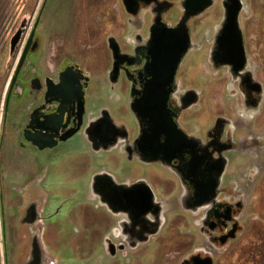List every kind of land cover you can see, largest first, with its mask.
<instances>
[{
  "label": "flooded vegetation",
  "instance_id": "af4514ba",
  "mask_svg": "<svg viewBox=\"0 0 264 264\" xmlns=\"http://www.w3.org/2000/svg\"><path fill=\"white\" fill-rule=\"evenodd\" d=\"M114 1L116 17L107 19L112 30L106 37L104 30L99 36L101 40L104 36L103 44L107 50L106 39L109 35H115L119 42L120 52L116 60L113 59L109 50L108 53L106 52L105 76L110 86L121 84L123 87L125 95L123 105L128 109L133 120L132 133L128 134L123 125H115L107 109H101L86 120L88 88L84 89L83 116L79 108H74L70 90L59 89L53 85L50 90L48 89L51 82H47V79L52 80L53 84H58V75L66 68L70 66L75 69L78 67L84 70V68L71 58L65 56L58 58L53 54H49L42 64V56L38 58V50H32L34 41L40 37L38 33L41 13L39 14V11L42 2L40 4L39 0H10V10L7 8L8 14L0 22L1 168L6 180L9 181L13 178V171L18 177L21 174L24 175L20 177H29L30 170L39 165L41 154L42 156L44 154L45 162L49 161V166L53 165L57 156L54 153L57 149L64 151L67 149V143L71 139L68 135L81 117L88 122L82 134L96 152L109 150L119 145L128 159L136 157L145 165L159 166L163 175L170 174L178 177L183 191L182 195L180 190L184 210L201 211L203 214L199 220L197 218L195 229L183 232L191 245L197 239L198 246L192 251L190 246L191 252L180 259L179 264H196L197 258L208 256L215 258V264H219L218 257L224 254L223 249L231 243L228 239L222 244V240L226 239L225 237L234 228L236 234L244 231L242 220L247 213L242 204L244 191L241 187H237L232 174L227 176L228 170L234 174L233 170L238 169L239 164L231 165L228 162L223 173L217 176V162L230 152L243 153L248 148L254 149L257 153L264 151V131H262L264 129V0H242L246 8L240 12L239 22L243 29L247 62L239 72H234L231 66L221 65L217 55L216 38L224 21V10L229 7L231 0H212L211 6L206 9L207 11L216 7L219 11V21L210 39L205 65L196 66L193 62V65L187 69V73L183 71L182 63L189 53L199 48L195 41L197 36L194 25L198 24L204 14L194 15L186 22L189 45L186 54L178 64L171 84L172 93L168 108L174 114L178 127L188 135V141L195 144L193 150L196 152L195 158H198L197 171L186 169L185 166L190 159V156L186 154H183L181 159L172 160L171 163L159 158H155L156 161H148L141 156L137 151L139 146L136 140L146 132L148 125L146 119L138 114L139 110L137 109L136 112V108L133 111L130 107L150 86L153 70L150 65L154 52L157 50V42L161 40L165 31L178 27L186 8L194 5L187 0H134L133 14L121 20L119 16L123 10L122 3L120 0ZM33 30V42L28 48L15 82L18 93L17 104L13 101L8 102L11 77L18 68ZM80 32L83 35L82 29ZM112 62L116 63L118 71L114 82H110L108 77ZM10 69L13 70L8 76ZM206 100L212 106L218 103L221 107L220 114L213 111L207 116L198 115L201 103ZM49 138L50 142L55 143L54 147L40 149L37 146L36 143H45ZM213 177H217L218 183L214 198L208 204L197 207L194 202L196 184L201 181L207 182ZM92 181L100 201L107 204L106 206L114 215H121V218L116 221L118 227L115 238L112 239L113 242L107 240L108 245L115 244L113 248L115 255L117 253L120 256L131 254L135 257L136 264H142L152 260L153 256L159 257V254H163L156 253L153 249L150 252L155 251V255L149 258L144 255V250L150 246L162 245L159 241L163 234V231H160L162 208L159 212L147 211L139 217L124 212L120 208L121 192L124 188L144 180L134 179L129 183L116 184L111 177L96 174ZM181 229L184 230V227ZM108 249L110 251V248ZM164 249L163 246L160 250Z\"/></svg>",
  "mask_w": 264,
  "mask_h": 264
},
{
  "label": "water",
  "instance_id": "95a60500",
  "mask_svg": "<svg viewBox=\"0 0 264 264\" xmlns=\"http://www.w3.org/2000/svg\"><path fill=\"white\" fill-rule=\"evenodd\" d=\"M80 1L81 0H79V2ZM120 1L122 3L123 10L121 16L119 17L122 20L127 15L133 14L135 1ZM187 1L194 6L186 8L178 27L176 26L175 28H170L168 31H165V33L161 36V40L157 42V50L154 52L153 61L150 65L153 69L151 72L152 78L150 86L146 88L143 96L138 99L136 103H132L130 107L133 111H135L136 108V112L138 109V114L146 119L148 125L146 132L136 140V144L139 146L137 151L141 156L148 161H156V159L159 158L162 161L171 163L172 160L181 159L183 154H186L190 156V159L185 166L186 169L196 170L198 158H195L197 156L195 155L196 152L193 150L195 144H191V142L188 141L189 137L185 131L178 127V123L174 120V114H172V111L168 108V102L172 93L171 84L174 81L178 64L182 57L186 54L189 45L186 22L194 15L202 13L200 15L202 16L204 12H206V9L211 6L212 0ZM46 2L47 0H43L40 7L39 14L41 13V21L45 8L47 9L48 6L50 7V5H54L53 3L50 4L49 0L47 3ZM78 3H76V6ZM76 6L75 10H77ZM244 6L245 3L242 4V0H231L229 7H226L224 10V21L216 38L218 45V62L221 65L231 66L234 72L241 71L247 62L243 44V29L239 22L240 12H242L243 8H246ZM79 12L81 14L87 13L86 10H80L76 12L74 16L78 18V15H80ZM80 27L81 26L77 25V29L75 30L78 31V28ZM108 32L111 31H106V33ZM33 34L34 30L30 34L26 47L24 48L18 68H16L13 76L11 77L7 95L8 102L13 101L17 104L18 93L15 82L19 74L20 66L27 55L28 48L33 42ZM38 34H40V37H37V40L34 41L35 44L32 47V50H38V58L42 56L43 64L47 55L44 56L43 34L41 33V29ZM57 42V44L61 46L67 44L65 39L58 40ZM106 43L113 59L116 60L117 55L120 52V45L117 37L115 35H109L106 39ZM64 48H66V46ZM65 57L71 58L75 62H79V60L72 55H65ZM40 67H42L41 63ZM116 72H118L116 63L112 62V65L108 70L110 82L115 81L117 76ZM90 79L91 76L88 70H82L78 67L75 69L73 66H70L59 73L58 84H53L50 79H47L46 81L51 82V85L48 86L49 90L52 85L53 87L59 89L70 90L72 92L73 106L74 108H79L80 114L83 116L85 110L84 89L88 88ZM214 112L217 114H220L221 112V107L218 103L215 105ZM113 122L115 125L117 124L114 120ZM87 125L88 122L84 121L83 118H78V122L68 135V137H71L70 141L79 133L82 134V131L87 128ZM122 127L126 132H128V129L124 125ZM262 131H264V129H262ZM49 140L50 138L47 139V142L45 143L40 142L36 144L40 149H51L55 146V143L50 142ZM187 149H190V151H187ZM63 151L64 150L57 149L54 154L60 155L58 153ZM45 155L48 156V154ZM43 156L41 154L39 165L35 166L29 177H20L24 174H21L18 177L16 172L13 171V178L8 181L6 180L4 171L1 168L2 152L0 147V243L2 264H60V261L63 262V259L58 258L60 254L58 249L61 243V238L57 234L54 236L50 234L49 238L46 236L48 222L54 215H57L58 210L54 211L56 208H52V202H56L57 200H53L56 195L51 197V185L43 184L48 175V168L46 167L49 166V161L45 162ZM228 162H230L231 165L234 163V165L239 164L240 166L238 169L233 170L235 175L231 170H228L229 174L227 176L232 174V178H235L236 180L237 187H241L244 191L242 204L244 211L248 214L250 210L249 207L252 205V192L256 188L264 171V151L257 153L254 149L248 148L243 153H228L225 158L221 160L219 159L217 162V176H220L219 174L223 173ZM15 169H17V167ZM96 174L102 175L98 172L94 173L87 180L86 188L92 195V199H98L100 201L99 197L95 193L96 188L92 185V180ZM164 177L168 178L163 183V192L160 194L155 191L152 182L148 179H143L144 182L124 188L123 192H121L123 201H121V210L129 212V214L135 217H139L147 211L154 210L155 212H159L160 208H162L160 211V213L162 212V225L160 227V231L164 232V228L169 221L168 218L171 213L179 215L177 216V223L174 226L177 232L187 231L186 228L188 226V222L186 219L189 217L192 218L189 227H192L191 230L195 229V226H197V218L199 220L202 217V212L184 210L181 201V187L178 177L170 174H168V176L165 175ZM14 180H16L17 185H20L19 193H11L9 190L8 186ZM112 180L116 184L120 183L115 181L113 178ZM216 180L217 177H213V179H210L207 182L201 181L196 184L194 202L197 207L208 204L214 198L216 188L218 187ZM244 200L247 201L245 205ZM60 201H63L64 204L68 202L67 200ZM100 205L106 208L107 212L112 215V219L102 217L98 221L100 224L96 227L97 231L99 230L97 237L99 252L97 255H100V257L102 256L105 259L104 264H118L116 259L120 256V254L117 253V255H115V251H113L115 244L111 243L108 245L107 240L113 242L112 239L115 238L116 228L118 227L116 226V221L121 218V215H114L112 210L106 206L107 204H104L101 201ZM249 214L251 215V219L249 221L247 217L242 220L244 231L241 234H236V230L234 228L225 237L226 239L222 240V244H224L225 241L229 239L231 245L229 244L223 249L225 250V252L223 251L224 254L218 257L219 264H224L225 261L227 262L228 255L240 248L237 244H239V241L243 242L242 239L244 234L251 228V223L249 222L258 221L261 217L256 211ZM55 224L56 228L60 229V225L56 222ZM55 224L52 223L54 227ZM182 227H184V230L181 229ZM201 239L204 241L203 236H201ZM196 243H198L197 239L192 243V245L190 243L185 244L182 247L174 245L173 247H176V249L172 251L173 254L170 253L169 255L167 253L161 264H179L180 259L186 257L188 253L198 246ZM190 246H192L191 251ZM233 246L236 248L233 249ZM108 248H110V251H108ZM73 249V252L75 253L76 249ZM87 255L89 254L85 252L84 257H81V260L84 261L83 259H86ZM91 256L92 255L90 254V257ZM171 256H173L174 262L169 260ZM176 256H179L177 262H175ZM215 263L216 260L212 256L197 258L196 261V264Z\"/></svg>",
  "mask_w": 264,
  "mask_h": 264
},
{
  "label": "rangeland",
  "instance_id": "374dc122",
  "mask_svg": "<svg viewBox=\"0 0 264 264\" xmlns=\"http://www.w3.org/2000/svg\"><path fill=\"white\" fill-rule=\"evenodd\" d=\"M42 1L39 0L40 4ZM49 2L54 5L45 8L40 24L43 34L44 56L53 54L58 58L65 55L76 57L91 76L86 94V120L101 109H107L112 119L117 124L124 125L131 134L133 120L130 112L123 105L125 99L123 87L121 84L114 87L110 86L105 76L106 52L108 53V50L103 43L107 33L104 34L103 40L99 36L103 30L105 32L112 30V26L106 19L116 17L113 5L115 1L49 0ZM76 3H78L77 6ZM10 6V0H0V22L8 14ZM75 6L77 10H75ZM80 10H86L87 13L81 14L79 12L81 17L80 15L78 18L75 17L74 14ZM218 21L219 11L213 7L204 13L198 24L194 25L197 36L195 41L199 48L189 53L182 63L183 71L186 73L193 62L196 66L205 65L207 49ZM77 25L81 26L79 31L75 30ZM81 29L83 35L80 32ZM64 39L67 44L62 46L57 44L58 40ZM65 46L66 48H64ZM12 70L10 69L8 76L11 75ZM201 74L203 73L201 72ZM199 109L198 115L207 116V114L213 113L215 105L212 106L206 100L201 103ZM58 154L60 155L56 156L55 163L50 166L47 165L48 175L43 182L44 185H51V197L56 195L53 200H57L52 202V208H56L54 211L58 210L57 215H54L48 222L46 236L49 238L50 234L53 236L57 234L61 238L58 258L63 259V262L60 261V264H104L105 259L97 255L99 252L97 245L99 230L97 231L96 227L100 224L99 219L102 217L112 219V215L100 205L98 199H92V195L86 188L87 180L96 172L106 174L120 183L130 182L134 179H148L152 182L155 191L160 194L163 192V183L168 177H164L165 175L161 173L159 166L145 165L136 157L131 160L128 159L119 145L109 150L96 152L85 135L80 133L68 142L65 151ZM30 172L32 174L33 170L31 169ZM13 182L9 184V190L11 193H19L20 185H17L16 180ZM60 200H67L68 202L64 204ZM246 202L244 200V205ZM251 202L252 205H250V210L246 216L248 221L251 219L249 213L253 211L258 212L261 217L258 221L249 222L251 228L244 234L243 242L239 241L237 244L240 248L228 255L226 264H264V171L252 192ZM177 216L179 215L170 214L164 232L159 238L162 245H152L144 250L146 258L155 255L156 250V253L163 254H159V257L153 256V259L145 262V264H161L165 255L167 253L170 255L176 249L173 247L174 245L182 247L190 243L188 238L185 239V233L177 232L174 228L177 223ZM186 221L188 222L186 229L190 231L192 227H189V224L192 218L189 217ZM55 222L60 225V229L56 228ZM52 223L55 224V227ZM163 246L165 249L161 251ZM73 248L76 249L75 253ZM235 248L233 246V249ZM153 249L155 251L150 252ZM85 252L89 254L87 255L89 257L82 261L81 257H84ZM150 253L151 255H149ZM178 258L179 256H176L175 262ZM169 260L174 262L173 256ZM116 261L118 264H135V257L131 254L118 256Z\"/></svg>",
  "mask_w": 264,
  "mask_h": 264
},
{
  "label": "crops",
  "instance_id": "0c3cea01",
  "mask_svg": "<svg viewBox=\"0 0 264 264\" xmlns=\"http://www.w3.org/2000/svg\"><path fill=\"white\" fill-rule=\"evenodd\" d=\"M2 255H1V245H0V259H1V262H0V264H2V257H1Z\"/></svg>",
  "mask_w": 264,
  "mask_h": 264
}]
</instances>
